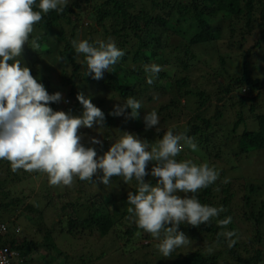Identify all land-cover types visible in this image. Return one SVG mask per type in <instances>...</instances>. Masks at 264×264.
I'll return each instance as SVG.
<instances>
[{
  "label": "trees",
  "instance_id": "trees-1",
  "mask_svg": "<svg viewBox=\"0 0 264 264\" xmlns=\"http://www.w3.org/2000/svg\"><path fill=\"white\" fill-rule=\"evenodd\" d=\"M131 1L78 0L72 4L68 3L62 14L54 10L50 11L35 25L28 44L24 45L23 50L26 53L23 56L24 59L23 57L20 59L30 69H32L30 66L37 62L42 64L41 71L44 67H56L57 64L62 67L61 77L70 86L68 96L77 102V106H80L77 94L92 88L95 89L93 92L97 100L105 94L118 97L123 104L128 96L135 97L141 102L142 108L139 110L138 119H130L131 129L135 130V135L147 137L150 140L152 138L153 142L156 140L155 137L162 138L164 132L157 135V133L153 134L152 130H146L141 113L146 111L148 105L151 106L148 107L147 112L155 109L159 117H162L161 120L165 122L173 118L170 116H174V111L179 118L190 116L187 122L188 127L181 132L194 138L197 148L193 151L185 146L177 160L190 159L198 165L207 162L224 176L228 171H235L245 157L250 158L254 153L263 151L264 0H141L142 3L144 1V7L158 10L159 14H153L143 7L139 8ZM219 16H221L220 19H218ZM110 18H113L115 23L108 27L105 21ZM84 21H86V27ZM225 29H229V35L225 34ZM226 36L230 41L228 47L232 51L231 56L216 53V48L207 49L210 46L217 47L219 41ZM109 37L125 52L118 64L121 65L120 68H128L131 71L126 83L120 79V72L117 75L110 72L111 70L106 71L100 80L85 76L84 57L78 56L72 47L73 40L87 39L95 43L97 40L107 41ZM234 38L242 40L237 41ZM250 38L253 41L249 42ZM33 39H36L39 44V48L35 50L32 49ZM171 41L177 44H171ZM185 41L187 45L184 48ZM167 49H170L172 53H167ZM201 53L210 54L209 58L218 63L217 69L210 65L206 68L201 65ZM58 56L63 57L65 62L58 61ZM151 63L160 65L163 70L154 79V83L149 85L146 82L147 74L144 65ZM228 65L231 66L232 72L228 69ZM57 68L60 70L59 67ZM31 72L35 77L40 74L39 70L34 72L31 70ZM222 76H225L226 82L217 79V83H214L217 77ZM212 98H216V107L215 114L211 118L192 110L190 104L194 99L201 109L209 108ZM227 101H230L231 107L235 110L231 135L227 134L219 124L226 117L225 110L221 109L220 105ZM98 103L101 108V105H104V99H99ZM50 106L56 110L57 103ZM70 109L74 110L75 107ZM102 111L108 122L115 120L116 116L109 114L112 111L105 109ZM127 111L130 112L131 109ZM78 113L81 111L79 110ZM254 122L257 125L256 129L250 127ZM241 127L243 131L239 134L238 130ZM83 143L85 146L95 147L89 143ZM96 150L98 155H101V152ZM44 175L47 174L28 173L23 170L14 173L8 161L0 160V220L6 221L5 219L15 213L22 212L25 213L23 215L30 216L33 223L40 224L49 213L59 220L61 228L57 235L60 237H75L81 228L91 227L92 231L95 229L96 233L104 238L117 227H122L123 221L128 216H133L128 212L130 205L127 207L119 205L118 209L116 207L113 212H108L109 202L106 198H101L107 205V211L99 206L100 216L95 211H91L87 218L80 217L84 205L89 201L88 196L91 190L88 189L92 187L91 184L96 183L98 175L93 177V182L81 181L78 177L74 179V183L78 185L77 189H74L80 193L83 204L79 200L80 196H77L75 201L65 200L64 196L70 195V191L66 189V191L57 192L42 188L40 190L44 192V196L41 201L37 197L35 204L27 202L28 196H24L23 193L20 194L21 197L13 194V189L16 190L24 184L32 186ZM148 178V176L145 178L146 181H151L153 184L157 182L152 176L151 180ZM116 179L117 177L112 178V180ZM132 181H134V188L131 191H135L136 181L135 179ZM221 183L219 178L208 188L199 190L196 195L200 202L213 204L218 197L217 192L220 186H223ZM80 184L82 188H78ZM250 187L252 192L258 190V186L254 184ZM23 188L26 189V187ZM221 191L225 198L219 206H223L227 211L221 213L219 218L232 217V222L227 229L218 228L214 218L210 225L188 226L187 230L197 234L193 236L195 241L205 243V240L210 238V242L205 243L204 247L214 244L221 246L224 250L212 254L200 249L191 250L176 264H217L219 253L222 251L228 258V261L225 260L223 263L264 264V200L261 202L262 206L258 215L251 212L243 215L242 221L248 223L249 227L242 231L237 224L239 219L235 222V215L233 216L229 210L233 194L226 186ZM125 197L127 198L126 195ZM41 202L45 203V212L40 209ZM96 207H98L97 204H91L89 211ZM23 215L16 216L20 218ZM38 229L45 233V243L28 240L17 245L11 243L12 248L20 251L25 257L20 264H35L32 259L27 260L33 250L48 248L57 253L56 244L53 242L55 229H45L42 226ZM141 231L143 230L135 223L125 232V235L130 241V238ZM219 231H235L239 237L235 246L229 248L225 238L218 239ZM47 240H51L52 243L48 244ZM66 240L68 242V239ZM27 248L29 251L25 252ZM102 255L104 257V254ZM82 263L88 264V261L83 258Z\"/></svg>",
  "mask_w": 264,
  "mask_h": 264
},
{
  "label": "clouds",
  "instance_id": "clouds-1",
  "mask_svg": "<svg viewBox=\"0 0 264 264\" xmlns=\"http://www.w3.org/2000/svg\"><path fill=\"white\" fill-rule=\"evenodd\" d=\"M67 5L68 0H39L38 3L37 0H0V160L8 161L14 173L23 170L47 174L51 186H71L77 177L93 182V177L101 172L98 179L105 186L111 184L113 177H122L125 184L135 179L136 190L127 194L128 212L135 217L138 228L159 241L156 248L165 258L191 244L192 240L180 230L183 224L210 225L215 218L218 228L227 229L232 217L219 218L227 209L203 204L196 195L219 179V171L207 162L198 165L190 159L177 160L185 146L196 150L194 138L169 128L162 138L150 143L125 131L109 150L98 155L95 147L85 146L79 131L94 125L104 127L105 113L92 102L91 96L77 94L83 107L80 115L50 106L66 102L62 93L50 94L20 57L43 16L53 10L62 14ZM72 47L78 56L84 57L85 76L94 80L102 79L125 55L111 37L95 43L87 39L73 40ZM36 48L39 44L33 39L32 49ZM57 60L62 62L64 58L58 56ZM144 70L146 82L151 85L163 69L151 63L145 64ZM141 108L139 100L128 96L123 105H115L109 114L138 119ZM144 124L146 130L154 127L157 132L161 130L155 109L144 116ZM90 143L102 147V141L96 137ZM149 164H152L150 172ZM149 175L156 178L155 184L146 181ZM2 226L5 230L0 233V246H9L18 252L14 264H20L21 253L11 245L18 242L11 237L8 224L0 221V230ZM20 231L17 227L14 232ZM220 237L225 238L229 248L239 239L235 231H219L217 238ZM6 252L5 249L0 253V264H7Z\"/></svg>",
  "mask_w": 264,
  "mask_h": 264
},
{
  "label": "rangeland",
  "instance_id": "rangeland-1",
  "mask_svg": "<svg viewBox=\"0 0 264 264\" xmlns=\"http://www.w3.org/2000/svg\"><path fill=\"white\" fill-rule=\"evenodd\" d=\"M78 0H68L69 4H72L73 2H76ZM131 1V0H130ZM132 3H135L136 6L139 8H146L153 14H159L160 11L151 9L150 7H144V1L143 3L141 0H132ZM221 16L218 17L220 19ZM84 26L86 27V21H84ZM106 25L110 27L111 24L115 23V20L113 18L107 19L105 21ZM161 30V29H160ZM229 29H225V34H228ZM172 32V31H171ZM173 33V32H172ZM175 35V34H174ZM85 37V36H84ZM237 41H241V38H234ZM253 41L252 38L249 39V42ZM184 43V48L187 45V42ZM171 44H177L175 41H171ZM230 44V41L228 37H224L221 39L218 43V46H210L207 47L208 50H214L216 48V53H224L226 56H231L232 51H230V48L228 45ZM168 46V45H167ZM166 46V47H167ZM165 47V48H166ZM183 48V49H184ZM165 51V50H163ZM167 53H172L170 49H167ZM227 52V53H226ZM164 53V52H162ZM25 51L23 50L22 58L25 55ZM210 54L201 53L200 58H202L201 65H204L206 68L208 65L210 67L217 69V64L215 61L211 60ZM24 59V57H23ZM32 71L39 70L40 74L36 75V77L40 80L41 83H43L49 93L54 94L55 92L59 91L62 93L64 97V101L66 102H60L57 103L56 110L60 111H69L71 110V107H75V109L71 110L72 114L74 115H80L83 111V107L80 104V106H77V102L73 101L68 96V89H70V86L66 84L61 77V69L62 67L57 66L53 67L50 66L48 68L44 67L41 71L42 64L40 62H37L35 65L30 66ZM59 67L60 70L57 68ZM121 65L117 63L113 69H111L110 72H114L115 74L119 75V72L121 73L120 79L122 82L126 83L129 76H130V69L128 68H120ZM231 66L228 65V69L232 72ZM52 68V69H51ZM71 73V71H70ZM217 79L222 82H226L227 79L225 76L217 77L214 80V83H217ZM169 88V87H168ZM93 91H95L94 88L90 89L89 91L84 92V95L91 96L92 102L99 107V99H104V105H101V109L113 111L114 106L117 104L123 105L120 103V100L118 97H112L110 95L102 96L97 100L96 95ZM188 101V100H186ZM264 101V99L262 100ZM261 101V102H262ZM191 108L194 112L197 114L203 115L207 118H211L215 114V107H216V98H212V101L210 102L209 108H201L198 102H196V99H194L191 102ZM264 105V102L262 103ZM151 105H148L150 107ZM223 106V107H222ZM146 111H142L141 116L142 120L144 121V116L147 114L148 108ZM221 109L224 108L226 117L223 119L219 124L223 127V129L226 131L227 134H232V123L235 119V110L231 107L230 101H227L225 103H222L220 105ZM81 111V113H78V111ZM193 113V112H192ZM191 113V115H192ZM169 121L165 122V120H161L162 117H160V124L159 128L161 129L159 132L156 131V128L148 129L152 130L153 134L157 133V135L161 132L167 131L169 128H173L175 132H181L183 129L187 128V122L190 116H181V118L178 117L177 113L174 111V116ZM257 125L256 123L251 124V128H255ZM132 122L129 119H126L125 116H116L115 120L112 122H108L105 119V124L103 128H100L99 125H94L93 128H81L79 131L83 135V142L90 143V140L92 137H96L97 139H100L102 141V147L101 145H93L96 149H98L101 152V155L104 154L107 150H109L112 143L115 142L116 139H118L120 136L123 135V132H130L133 134L135 133V130L131 129ZM256 129V128H255ZM243 131V127L239 128L238 133L241 134ZM141 139H146L150 143H155L159 137H155L156 140L153 142V139H148L147 137L139 136ZM231 157V156H230ZM226 162V161H225ZM228 166V165H227ZM152 164L148 165V171H151ZM221 168L223 166H220ZM220 173V172H219ZM102 175L101 173H98V176ZM151 180V175L148 176ZM220 181L222 182L218 192H217V199L214 201L211 206L219 207L220 203L222 202V199L225 198V195L222 194V189L224 186L226 188L230 189V193L233 194L232 199L229 203V210L231 211L232 215H235V222L239 219L238 223L240 225V229L244 231V229H247L249 227L248 223L243 222L244 214L255 213V215H258L259 210L261 209V202L264 200V150L261 152H256L251 155L250 158L245 157L241 160V162L238 164V167L235 171H228L224 176L220 173ZM75 179V178H74ZM227 179L228 182L224 183L223 181ZM251 184H254L258 186V190L256 192L251 191ZM92 187H90L88 190H91V193L88 196V200L86 205H84V208L81 211L80 217L82 219H85L88 217L89 212L95 211V213L100 216L101 212L98 211L99 206L104 211H107V205L105 202L101 200V198H106V200L109 202L110 209L108 212H113L114 208L117 207V209L120 207H127V196L128 192L134 188V181L129 182L127 184L124 183L123 178L120 177L116 180H112L111 184L109 186H105L104 184L99 182L98 177L96 178V183L91 184ZM26 187L24 189L23 187ZM20 185L16 190H12L14 192L13 194L16 197H19L21 193L24 194V196H28L27 202H31L32 204H35L34 202L37 201V197L39 201H41L42 197L44 196V192H42L40 189L47 188V189H53L51 191H57L62 192L65 189L70 191L69 197L64 196L65 200L69 201H75L77 196H80L79 200L81 201V195L79 192L75 191L77 189V184L72 183L71 186H51L48 182L47 175H44L40 181H36L32 186L30 184H24ZM75 188V189H74ZM78 188H82V185L80 184ZM65 190V191H66ZM31 191L33 193H31ZM90 192V191H89ZM30 196H29V195ZM73 194V195H72ZM183 195V194H181ZM21 197V196H20ZM31 197V198H30ZM251 199V201H250ZM83 204V201H81ZM97 204L98 207L91 209L89 211V208L91 204ZM40 209L45 212V203L41 202ZM39 206V205H38ZM25 213L20 212L19 214H16L5 219L6 221H3L4 219H1L0 221L8 224L10 228V232L13 236V240L21 243L23 241H34L38 243H45L46 237L45 233L40 231L38 228L39 226H42L45 229H55V234L53 237V242L56 244L57 253L56 251L48 248H41L38 251L33 250L30 254V256L27 258V260L32 259V262H35V264H83V258H85L88 261V264H176L177 261L185 255L187 252H190L191 250H197L200 249L204 252H207L208 254H212L215 252H219L221 250H224L221 246L217 245H209L207 247H204L205 243L210 242V238L205 240V243L197 240L195 241L193 239L194 235H197L194 232H191L187 230V227L190 225L183 224L180 226V230L185 232V234L192 240L191 244L187 247H182L177 249L175 252L172 253L171 257H163L162 254L158 251L156 248V245L159 243L158 240L153 238L150 234L141 231L134 235V237L130 238L131 240L128 241V237L125 235V232L129 229H131L135 225V217L134 216H128L126 220L123 221L122 227H117L115 230H113L107 237H102L98 233H96V230L94 229L92 231L91 227L85 229L84 227L81 228L76 236H70L69 238L60 237L59 230L61 226L59 225V220L57 217L53 216L52 214H47L46 218H44V222L38 224L33 223V220L30 219V216L23 215ZM16 215H23L20 218H17ZM10 216V215H9ZM19 220V221H17ZM255 221V220H253ZM19 227L21 229L20 233H15V229ZM251 230V227H250ZM85 234L84 236H82ZM68 239V242L67 240ZM48 244L52 243L51 240H47ZM29 248L25 249V252H28ZM104 254V257L103 255ZM217 264H230L223 263L228 261V258L225 256L224 251L219 253ZM102 255V257H101ZM65 257V258H64ZM21 260L24 261L25 257L21 254ZM18 264V263H17Z\"/></svg>",
  "mask_w": 264,
  "mask_h": 264
},
{
  "label": "built area",
  "instance_id": "built-area-1",
  "mask_svg": "<svg viewBox=\"0 0 264 264\" xmlns=\"http://www.w3.org/2000/svg\"><path fill=\"white\" fill-rule=\"evenodd\" d=\"M4 230L5 226H2L0 233ZM5 249L7 250L5 254L8 256L7 264H14L18 257V252L12 250L9 246H0V253H3Z\"/></svg>",
  "mask_w": 264,
  "mask_h": 264
}]
</instances>
